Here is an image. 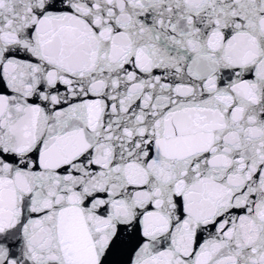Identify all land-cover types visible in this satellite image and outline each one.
<instances>
[{
	"label": "snow or ice",
	"instance_id": "1",
	"mask_svg": "<svg viewBox=\"0 0 264 264\" xmlns=\"http://www.w3.org/2000/svg\"><path fill=\"white\" fill-rule=\"evenodd\" d=\"M0 264H264V0H0Z\"/></svg>",
	"mask_w": 264,
	"mask_h": 264
}]
</instances>
